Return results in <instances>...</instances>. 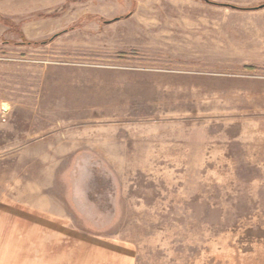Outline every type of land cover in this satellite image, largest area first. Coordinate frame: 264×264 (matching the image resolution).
<instances>
[{
  "label": "rangeland",
  "instance_id": "1",
  "mask_svg": "<svg viewBox=\"0 0 264 264\" xmlns=\"http://www.w3.org/2000/svg\"><path fill=\"white\" fill-rule=\"evenodd\" d=\"M209 1L0 0V264H264V0Z\"/></svg>",
  "mask_w": 264,
  "mask_h": 264
},
{
  "label": "crops",
  "instance_id": "2",
  "mask_svg": "<svg viewBox=\"0 0 264 264\" xmlns=\"http://www.w3.org/2000/svg\"><path fill=\"white\" fill-rule=\"evenodd\" d=\"M90 241H79V250L74 253L72 264H136V249L131 242L102 237ZM82 242L86 244L85 249H81ZM29 253L30 256L25 259L26 264H64L58 258H35L31 256L32 250Z\"/></svg>",
  "mask_w": 264,
  "mask_h": 264
},
{
  "label": "trees",
  "instance_id": "3",
  "mask_svg": "<svg viewBox=\"0 0 264 264\" xmlns=\"http://www.w3.org/2000/svg\"><path fill=\"white\" fill-rule=\"evenodd\" d=\"M206 2H210V3H212L211 1H209V0H205Z\"/></svg>",
  "mask_w": 264,
  "mask_h": 264
}]
</instances>
